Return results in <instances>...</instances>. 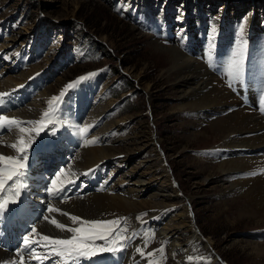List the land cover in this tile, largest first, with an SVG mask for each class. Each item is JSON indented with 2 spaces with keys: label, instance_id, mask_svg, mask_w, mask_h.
<instances>
[{
  "label": "rangeland",
  "instance_id": "1",
  "mask_svg": "<svg viewBox=\"0 0 264 264\" xmlns=\"http://www.w3.org/2000/svg\"><path fill=\"white\" fill-rule=\"evenodd\" d=\"M138 11L147 14V18ZM241 24L245 27L243 39L247 52L255 50L256 46L263 47L264 0H0V79L15 85H9L10 97L22 101V104L34 106L37 102L48 107L49 100L60 97L63 92L59 100L53 101V114H59L53 115L55 119L59 121L68 112L69 115L63 117L60 123H69L77 129L96 123L98 125L92 130H101L105 133L104 137L109 132L105 142L98 146H116L123 153L118 158L123 162L122 167L117 165L118 170L129 169L149 180L142 193L137 191L138 207L127 212H115L110 219L122 221L118 227L124 223L128 212L135 214L142 225V234L135 238V242L147 246L148 241L152 249L163 248L164 264H264V258L250 244L264 242V220L258 214L243 213L242 206L248 199L233 192L234 188L230 186L233 172H221L218 166L228 160H236L241 167L238 170H250L258 165L250 160L247 148L250 142L244 145L245 152L231 156V149L236 145L234 142L241 138H232L234 134L229 133L228 126L245 130L248 123L245 119L236 122L229 108L220 110L214 107L212 110L179 106L181 101L177 98L180 95L176 81L162 73L172 56L157 48L158 45L174 46L193 57L199 54L204 67L212 73L206 53L207 57L214 58L216 54L209 51L224 52L228 44L238 47ZM37 44L42 49L35 50ZM25 71L29 72L23 79ZM120 72L130 77L131 81H125V77L121 76L115 86L111 85L115 96L109 97L107 92L104 94V88H107L109 78L112 76L115 80ZM218 80L227 82L223 77ZM70 84L72 87L69 88ZM84 86H87L89 94H82ZM127 87L138 91L131 88L121 93ZM46 90L50 93L48 96ZM126 93L129 100L123 105L125 111L116 109V112L113 108ZM242 93L239 95L246 96ZM109 101L114 102L110 109L107 106ZM35 115L29 121L42 119L41 114ZM122 120L128 122V127H118V122ZM223 122L226 127L222 126ZM45 123L46 127L39 134L32 131L35 139L43 137L40 142L51 134L44 135L54 126L47 119ZM25 125L32 129L38 127L27 122ZM145 130L153 136L154 148L142 147L140 153L129 156L131 162H124V155L128 154L126 149L132 147L129 143L135 141L139 133L144 134ZM94 146L98 147L97 144ZM81 149H84L83 146L76 150L70 170L64 168L62 171L60 168L63 174L73 175L72 172L88 167L76 166L80 164L77 161L82 159L79 154ZM63 150L67 151L66 148ZM156 154L160 155L157 160ZM163 156L167 158L165 163L161 159ZM66 160L68 158L64 159V165ZM165 176L166 184L170 185L169 193L174 195V190L178 189L176 195L179 200L172 202L169 195L165 196L164 202L170 205L160 208V212H153L154 208L147 207L143 201H155L152 196L157 197L155 193L161 190V181L163 179L164 183ZM115 177L123 176L118 172ZM125 181L111 183H119V189L136 193L131 182ZM52 207L60 212L47 210L50 221L57 220L61 212L98 220L96 209L90 211V207H82L78 203L58 201ZM182 210L189 213L188 224L191 225L173 221L169 229L184 248L189 246L200 253L194 262L184 260L182 251H169L168 238L161 230L165 231L164 225L172 217L177 220L180 215H185ZM44 217L46 211L40 210L37 219ZM63 218L61 215L60 222ZM196 232L201 234L202 239L191 245L190 240ZM211 238L214 239V248L210 252L213 259L207 256L206 241Z\"/></svg>",
  "mask_w": 264,
  "mask_h": 264
},
{
  "label": "bare ground",
  "instance_id": "2",
  "mask_svg": "<svg viewBox=\"0 0 264 264\" xmlns=\"http://www.w3.org/2000/svg\"><path fill=\"white\" fill-rule=\"evenodd\" d=\"M254 28H256V25ZM157 48L164 52L170 53V55L172 56L171 61H168V63L164 65L162 73L173 77V81H176V89L180 95L177 98L181 101L178 105L182 108H211L213 110L214 107H217L218 109L223 110L229 108L230 104L237 103V105H239L238 108H229V110L231 111V114L236 118V122L237 120L240 121L245 119L248 125L245 130H238L234 126H228L229 133L234 134L232 138H237L235 140L241 138L237 143L234 142V144H236L234 146L241 147L242 145L244 146L247 142H250L249 146L250 148H254L253 152H259L257 155H253L254 160H258V163L262 161V165H264V157L262 158L264 154V118H261L253 110L254 105H256V98L258 97L257 93H259L260 87L258 85L257 73L250 63L251 57L245 64L243 83L237 81L234 87H232L233 92H231L226 88L222 81L220 82L218 80L217 82L218 77H216V75H214L204 67L203 63L199 60L198 55V58L196 56L195 58L191 56V54H184L179 48L174 46L158 45ZM227 53L229 55L232 54L231 51H228ZM215 57L218 56L216 55ZM210 58L213 57L210 56ZM224 69L226 70V68ZM28 72L29 71L23 72V79ZM9 85L12 86V84H8L5 80H0V93L8 94L2 98L4 102L0 103V115L7 116L10 119L14 118L18 121H21L22 123L19 125V127H24L23 122L25 119L22 116H35V112H38L40 108L41 112L47 111V106H43V104L37 102L34 106H31V104L28 105V107L23 108L20 103L11 100L8 93V89L10 87ZM147 88H149V86H147ZM240 92H243L246 96L239 95ZM45 94L46 96H48L50 93L48 92V90H46ZM239 97L242 98V101H240ZM252 98L255 100L254 102ZM129 118L131 119V116H129ZM52 119L56 124L55 132L51 133L50 135H46L41 142H37L39 144H36L37 148H39L38 152H42V154H38L36 150H32V140L30 134L28 132L20 133L16 126H12L13 131H8V126L5 125L3 134H0V154L6 156L18 155L16 150L9 147L8 145L16 143L20 136L24 137L26 144L30 142V147H28L27 150V154L29 156V160L27 162L28 167L26 171V179L24 181L26 187L20 189L21 195L17 199L16 203H12L11 209L7 213L5 220H0V227H2L0 228V264H20L21 258L26 264H76V261L72 260L71 258H62L56 257L55 255H50L51 246L46 247L45 242L41 240V237L44 235H48L53 238H67L71 235V233H67L57 229L53 224H50L44 219L39 221L36 220L38 211L42 206H46L51 200L50 196L52 194L49 193V188H46V182L52 175L53 167H55V165L61 166L62 163L60 160V156L63 153L62 146L59 141V121L55 119L54 116L52 117ZM124 122L126 121H121L122 124H124ZM222 126L226 127L225 124ZM255 130H259V132ZM143 132L144 134H141V132L139 133L140 135L136 133L138 135L135 137L136 140L139 138L138 141L134 139L135 141L129 143V145H132V147L126 149L128 154L124 155V162H131V158L129 156L138 153L140 150H142V147L143 149L149 146L154 148V144L152 145L154 141V139L152 138L153 136H151L148 130H145ZM13 135H16L18 139L13 140ZM115 147L104 148L102 146H83L84 149L79 150L80 152L78 151L79 154H81L82 159H80V161H77L80 164L77 163L78 165L76 166L78 168H85L90 164H93L95 162L97 163L91 167L89 172L81 175H79L80 173L65 175L60 182H57L55 184L56 189H63V191H59L54 195L55 197H57V199H62L59 202L66 201L78 203L82 205V207H90V211L96 209L98 220H111L110 218L115 214V212H127L130 211L133 207L137 206L138 201L136 199L139 195L137 194V191L142 193L141 191H143L144 187L147 186L149 180L139 177L135 171H129V169L120 171L116 170V167H114L112 170L107 171V166L111 165L113 162L115 163L116 161H118V158H120L117 156V153L121 152H119L118 148ZM159 158L160 155H157L155 160ZM161 159L163 160V163H165V161L167 160V158L164 156ZM118 162L123 163L121 162V160ZM218 166L221 172H233L232 179L230 180V186H232L234 189H232L231 187L230 188L233 190V192L237 194L240 193L241 197H246L248 199L245 200L244 205L242 206L241 210L243 211V213L250 215L258 214L259 217L264 220V168L260 172L255 173L250 177L247 175H239L238 168L241 167L236 160L224 161ZM38 168L40 169L38 170ZM117 172H119V175L123 176L118 178L119 182L123 180H126L129 183L131 182L136 190V193L131 194V190L129 192H126L123 189H119L120 187H117L119 184L118 182V184L116 185L115 183L110 182V178L113 177L112 175H115ZM160 178L161 177H159V180ZM105 181L107 183H104ZM162 181L161 190H158L155 193L157 194V197L152 196L155 201L153 203H151L152 201L149 202L150 200H148V202L143 201V203H146L147 207L149 205L154 208L153 210H151L153 212H160V208L170 205L169 203L164 202L165 196L169 195L172 202L178 199V196L176 195L178 194L176 193L178 189L174 190L175 193L174 195H172L171 193H169L170 185L166 184L167 177H164V183ZM12 183L13 181H9L5 186V194L11 195L10 193H8V186ZM107 209L109 211H107ZM182 211L184 212L185 210ZM184 213L185 215H180L177 220L173 219L172 217L170 221L166 223V225H164L165 231H163V229L161 230L164 233V236L168 238V246L170 248L169 251H182L184 260L188 262H194L196 261V259L198 260V258L200 257V253L197 252V250H191L189 246H185L184 248L182 243L176 241V237L173 234V231L169 229L173 221L174 223L177 222L180 224H188L189 213ZM61 222L65 223L66 225H68V222L72 223L67 216H64ZM139 223L140 222L138 221L135 214H129L128 212L124 223L115 228L113 234L108 238L107 243L106 241H96L97 245L107 246L117 250L102 252L98 256L92 257L91 259L80 258L79 264H149V261H151L152 264H164L162 261H165V255H161L158 250L152 249L149 246L146 247L145 243H127V241H129L133 234L137 232L135 237L139 235ZM189 224L191 225V223ZM27 225L36 229L35 233L37 234V237L31 238V233L28 231ZM26 236L29 238L30 242H33L30 244V246H26L24 244V238ZM200 238L202 239L201 234H199V232H196L195 235L191 238L189 244L192 245ZM212 239L213 238L206 241V245L208 247V255H206L208 256V258L213 259V254H210L211 249L214 248V239ZM250 244L255 247V252L260 254L261 258H264V242H258L255 244L250 242ZM8 247H11L17 252H13L12 250L8 251ZM31 248L36 249V254L41 256L40 260L33 258ZM137 249H140V251L138 252ZM149 253H152V255L155 254L157 258L152 259V255H148ZM45 256H48V258L44 259ZM189 257H191L192 259L189 260ZM208 258L206 260L210 262Z\"/></svg>",
  "mask_w": 264,
  "mask_h": 264
},
{
  "label": "snow or ice",
  "instance_id": "3",
  "mask_svg": "<svg viewBox=\"0 0 264 264\" xmlns=\"http://www.w3.org/2000/svg\"><path fill=\"white\" fill-rule=\"evenodd\" d=\"M215 32V27L212 29ZM245 32L244 24H241L239 27V36H240V44L236 47L226 66V74L228 80V86L234 87L237 81L243 83L244 81V72H245V59L247 58V44L246 41L243 39V35ZM83 79V78H81ZM69 88L72 87L70 84ZM8 95L7 93H0V103H3V97ZM64 95L61 92L60 97ZM60 97H53L49 100V110L43 113L42 119L39 121H29L27 123L38 125L32 130H29L24 127H19L22 123L16 119H10L7 116L0 115V134H3L5 125L8 126V131H13L12 126H16L20 133H26L29 131H35L39 134L45 127L46 123L45 120L47 119L48 123H55L52 119L53 117V110L52 105L53 101H57ZM261 102L264 103V96L261 98ZM264 111V108L261 109ZM81 134L87 132V129H80ZM94 141H89V143H93ZM9 147L16 150L18 153L17 156H6L0 154V219H3L6 211H8V205L10 203H16L17 199L20 197L21 192L20 189L26 187L25 179H26V171L28 167V160L29 156L27 154L28 147H30V142L26 144L24 137L20 136L16 143L8 145ZM9 181H13L11 185L8 186V193L5 194V186L8 184ZM57 183L56 180L52 181V184L55 185ZM50 194L55 195L59 191H63V189H48ZM67 199V198H65ZM49 212H60L59 209L49 206ZM63 216H67L72 225L75 226H68L65 223L58 222L56 219H52L50 223H52L57 229L71 233V235L67 238H53L48 235H44L41 237V240L45 242V246L50 247V255H55L56 257L62 258H71L72 260L76 261V264H79L80 258H88L91 259L92 257L98 256L102 252L106 251H115L117 249H113L107 246H100L96 244V241H106L108 242V238L113 234L117 225H119L120 220H89L83 219L77 215H70L68 212H61ZM47 220L48 218L45 217ZM32 232H36V229L33 228ZM123 239V238H121ZM29 238L26 236L24 238V244L26 246H30ZM139 252L140 249H137ZM161 255L164 252V249L161 248L158 250ZM31 252L33 253V258L40 260L41 256L36 254V249L31 248ZM148 255H152L149 253ZM48 256H45L44 259H47ZM192 258L189 257V260ZM21 264H24L23 259L21 258ZM149 264H152L149 261Z\"/></svg>",
  "mask_w": 264,
  "mask_h": 264
},
{
  "label": "trees",
  "instance_id": "4",
  "mask_svg": "<svg viewBox=\"0 0 264 264\" xmlns=\"http://www.w3.org/2000/svg\"><path fill=\"white\" fill-rule=\"evenodd\" d=\"M94 38V37H93ZM92 39V38H91ZM102 44V43H101ZM131 81V79H129Z\"/></svg>",
  "mask_w": 264,
  "mask_h": 264
}]
</instances>
